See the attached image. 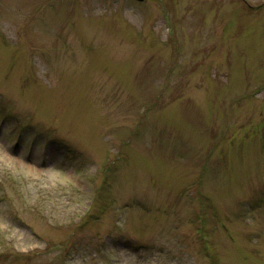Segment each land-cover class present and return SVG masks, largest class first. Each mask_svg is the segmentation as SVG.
Wrapping results in <instances>:
<instances>
[{
	"label": "rangeland",
	"instance_id": "374dc122",
	"mask_svg": "<svg viewBox=\"0 0 264 264\" xmlns=\"http://www.w3.org/2000/svg\"><path fill=\"white\" fill-rule=\"evenodd\" d=\"M0 264H264V0H0Z\"/></svg>",
	"mask_w": 264,
	"mask_h": 264
},
{
	"label": "water",
	"instance_id": "95a60500",
	"mask_svg": "<svg viewBox=\"0 0 264 264\" xmlns=\"http://www.w3.org/2000/svg\"><path fill=\"white\" fill-rule=\"evenodd\" d=\"M138 1H143V0H138Z\"/></svg>",
	"mask_w": 264,
	"mask_h": 264
}]
</instances>
